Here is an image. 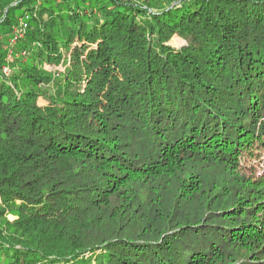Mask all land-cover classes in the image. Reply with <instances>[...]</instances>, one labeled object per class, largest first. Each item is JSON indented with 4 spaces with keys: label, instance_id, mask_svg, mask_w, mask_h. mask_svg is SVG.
<instances>
[{
    "label": "trees",
    "instance_id": "1",
    "mask_svg": "<svg viewBox=\"0 0 264 264\" xmlns=\"http://www.w3.org/2000/svg\"><path fill=\"white\" fill-rule=\"evenodd\" d=\"M0 19V264H264V0Z\"/></svg>",
    "mask_w": 264,
    "mask_h": 264
},
{
    "label": "rangeland",
    "instance_id": "2",
    "mask_svg": "<svg viewBox=\"0 0 264 264\" xmlns=\"http://www.w3.org/2000/svg\"><path fill=\"white\" fill-rule=\"evenodd\" d=\"M16 32H19V31L16 29ZM22 36H23V33H22ZM172 44L175 46L180 45L178 39H174L172 41ZM59 68H62V67L59 66ZM46 69L51 70V71L55 70V68L50 65H46ZM259 152L261 154L260 158H252V159L246 158L244 159V164H243V171L246 172L249 176H255L256 178H259L264 174V152H261V151ZM10 219L13 220L14 218L10 217Z\"/></svg>",
    "mask_w": 264,
    "mask_h": 264
},
{
    "label": "built area",
    "instance_id": "3",
    "mask_svg": "<svg viewBox=\"0 0 264 264\" xmlns=\"http://www.w3.org/2000/svg\"><path fill=\"white\" fill-rule=\"evenodd\" d=\"M23 25V28L25 29L26 28V24L24 23V24H22ZM21 33V35H22V33L23 32H20Z\"/></svg>",
    "mask_w": 264,
    "mask_h": 264
}]
</instances>
